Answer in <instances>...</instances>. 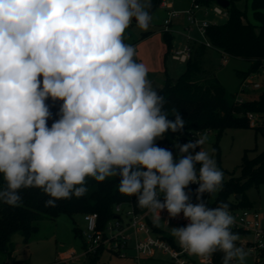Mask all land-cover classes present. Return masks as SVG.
Returning a JSON list of instances; mask_svg holds the SVG:
<instances>
[{"label":"clouds","instance_id":"clouds-1","mask_svg":"<svg viewBox=\"0 0 264 264\" xmlns=\"http://www.w3.org/2000/svg\"><path fill=\"white\" fill-rule=\"evenodd\" d=\"M150 7L151 0H0V202L19 207V190L35 187L50 197L45 207H56L83 196L86 177H119V192L136 196L157 221L162 210L183 213L188 225L172 232L190 255L220 251L222 264H246L229 205L200 200L223 187V172L203 148L207 134L175 145L178 159L154 143L185 120L177 109L167 119L165 98L123 41L133 21L149 29ZM49 97L63 101L51 127ZM190 183L199 184L195 205L184 191Z\"/></svg>","mask_w":264,"mask_h":264},{"label":"trees","instance_id":"trees-1","mask_svg":"<svg viewBox=\"0 0 264 264\" xmlns=\"http://www.w3.org/2000/svg\"><path fill=\"white\" fill-rule=\"evenodd\" d=\"M162 1L151 0V7L148 9L150 15L157 11ZM211 1L213 0H196L201 6L209 5ZM240 1L229 0L226 22L210 24L205 38L210 46L220 51L224 57L243 59L250 63L248 71L237 72L239 78L244 81L249 76L260 74L264 70V0L251 1L255 22L248 19L247 9L238 6ZM163 38L167 45V56H169L173 48V34L166 32ZM191 47L193 55L186 63L184 72L176 79L166 75L163 86L158 91V94L166 100L164 110L169 115L167 119L174 121L172 109H177L181 118L185 120V127L175 133L171 130L167 131L163 138L156 139L154 143L158 147L170 150L174 158L178 159L179 153L175 145L181 144L187 133L214 131L217 133L214 152L219 159L220 136L229 128L250 127L248 114L259 117L261 121L251 127L259 131L264 130V94L258 99L230 103L225 87L213 72L205 68L202 55L206 45L197 47L191 45ZM58 119L59 116L49 118L47 125L51 127L52 123ZM222 172L223 187L217 191L213 208L224 202L232 210L246 209L251 206L246 199V191L264 183V151L254 158L245 154L238 178H234L228 171L222 170ZM84 186L96 187V189L90 195L85 193L79 198L72 195L71 198L57 200L56 207H45V202L50 197L42 189L35 187L19 190L22 197V205L19 207L0 202V254L6 255L7 264H22L14 254L13 236L20 233L24 243L28 245L41 221H56L62 214L73 216L97 213L99 229L104 230L108 223L121 217L115 213V206L118 204H130L136 212L146 210L137 206L136 196H127L119 192V177H109L103 182L86 177ZM4 187L5 181L0 174V189ZM239 195L242 196L241 200L237 198ZM150 226L160 235L165 234L160 226L151 222ZM231 231L238 235H247L243 231ZM101 251L102 248L90 257H97ZM212 255L214 264H222V252L217 251Z\"/></svg>","mask_w":264,"mask_h":264},{"label":"rangeland","instance_id":"rangeland-1","mask_svg":"<svg viewBox=\"0 0 264 264\" xmlns=\"http://www.w3.org/2000/svg\"><path fill=\"white\" fill-rule=\"evenodd\" d=\"M173 2L174 10L180 13V16L173 20L174 26L171 27L173 34V45L181 48L187 44L197 41L199 44H206V38L200 31L197 25H192L191 22L185 16V11L192 7V0H168ZM252 0H241L238 6L242 9H247L248 19L251 22H255L252 10ZM215 0L211 1L209 5L201 6V10L198 13L197 18H205L202 14L208 11L209 16L206 17L210 24L224 23L227 18L215 16L213 9L216 7ZM212 12V13H211ZM150 27L147 31L141 30L137 27L133 21L129 28L125 30L123 34V41L128 45L134 46L140 40L152 31H156L163 37L164 27L159 23L165 19V13L159 8L153 14ZM200 18V19H201ZM205 18V19H206ZM154 43L155 40L149 43ZM174 47V48H176ZM173 48V49H174ZM136 56H134L135 60ZM205 68L217 77L221 84L225 87L227 92V99L230 103L236 102L238 98L245 100H254L260 98L264 94V88H246L242 90L243 81L239 78L237 72H246L250 69V63L243 59L224 57L223 54L210 47L206 46L202 55ZM167 67L170 71V77L176 79L178 73L186 67V63H180L175 61L171 56L166 59ZM42 81V76L39 77ZM147 79L151 82L152 87L158 92L160 90L161 80L154 72H148ZM63 103V101H62ZM57 106L50 108V113L58 114ZM260 121V118L256 116L255 124ZM261 122V121H260ZM236 127L229 128L223 132L218 141L219 145V159L214 151V144L217 140V133L212 131L207 133L208 140L203 148L209 151L210 155L215 159L217 167L222 171H228L234 178H238L241 174V165L243 158L247 153L250 158H254L258 154L264 151V130L259 131L251 127ZM179 145H183L182 143ZM195 150H189L192 155L196 154ZM179 153V149L177 148ZM186 155V154H185ZM96 187L87 188V195H90ZM217 192L212 194H204L200 200L206 202V206L213 208V202L215 200ZM246 199L251 205L246 209H257L264 212V183L259 186H254L246 191ZM195 204L200 200L194 199ZM124 225L129 222V216L127 212L130 211V207L127 204H123ZM241 210V208L239 209ZM162 229L166 235L173 236L172 228L183 227L182 225H164L163 221H159ZM260 226L264 228V219H260ZM86 231V224L82 214H75L73 216L62 214L56 221H41L35 235L30 239L28 245L24 243L23 237L20 233H16L13 236V242L15 245V255L22 264H63L64 262H70V264H139L136 259L137 254L134 249L131 248L129 243L126 252V257H121L115 251L104 248L98 254L97 257L84 256V238L83 233ZM115 232L119 229L115 228ZM240 239L236 242L238 246H241L249 254L246 257V264H255L254 256L249 249L240 244V240L250 239L249 235H239ZM177 240V238H176ZM178 242V240H177ZM28 246V247H27ZM192 260L196 264H204L201 257L193 256ZM7 257L4 254H0V264H5ZM140 264H175L169 254L155 248L151 257L141 258ZM235 264V262H233Z\"/></svg>","mask_w":264,"mask_h":264},{"label":"built area","instance_id":"built-area-1","mask_svg":"<svg viewBox=\"0 0 264 264\" xmlns=\"http://www.w3.org/2000/svg\"><path fill=\"white\" fill-rule=\"evenodd\" d=\"M160 8L166 10V17L163 21L164 33L172 32V23L175 18H177L180 13L175 11L170 3L163 0L160 4ZM201 8V5L192 0V7L189 10H186L184 13L187 19L191 24L197 25L202 34H206V30L209 27L210 23L207 20H200L196 16V11ZM213 14L215 16L228 18V13L226 9L216 5L213 9ZM206 46L210 44L206 41ZM211 47V46H210ZM193 55V49L190 44H187L181 48H174L171 51L170 56L180 63H187ZM242 90L246 88H264V70L260 74H254L245 79L242 83ZM243 98H238L236 102L242 103ZM48 107L57 106L58 110L62 101L57 100L53 101L50 97L45 101ZM248 119L251 122V125H256L255 119L256 116L253 114H248ZM207 134L209 132H189L187 133L185 139L182 140V144L188 142H195V140L202 134ZM197 152L201 149L196 148ZM196 152V153H197ZM199 187L197 183H190L185 189V193L189 196V202L195 205V200L197 198L196 189ZM209 193H203L200 198ZM158 199L163 202V195L159 196ZM230 213L234 217V224L231 227V230H238L247 233L250 236V239L240 240V244L246 246L249 251L254 256L255 264H264V228L260 226V219H264V212L257 209H229ZM123 204H118L115 206V213L120 215V218H115L113 221L108 223L104 230L99 229L98 224V214L89 213L84 215V221L86 223V231L83 233L84 238V256H93L99 252L102 248H109L121 257H126V250L129 247V243L134 241V249L136 251V259L140 262L141 258L151 257L154 253V249L157 248L170 255L175 264H195V261L192 260V257L195 255H190L185 249H183L176 239L168 235H153L152 228L150 226V211L148 208L144 211L136 212L134 207L130 205V211L127 212L129 216V222L127 225H124V216H123ZM160 220H163L165 225H183L184 227L188 225L189 221L184 218L183 213H180L176 217H171L167 210H162L160 212ZM157 221L152 217L151 222ZM118 228L119 231L115 232L114 229ZM131 230V232L129 231ZM172 239V241H170ZM204 264H214L213 255L205 259L202 258ZM70 263V262H64Z\"/></svg>","mask_w":264,"mask_h":264},{"label":"crops","instance_id":"crops-1","mask_svg":"<svg viewBox=\"0 0 264 264\" xmlns=\"http://www.w3.org/2000/svg\"><path fill=\"white\" fill-rule=\"evenodd\" d=\"M165 1H167L168 3H170L172 5L173 9H174L173 2H170L168 0H165ZM159 9L162 10L165 13V17H166V10L163 9V8H160V7H159ZM200 10L201 9H199L198 11H196V16H198V13L200 12ZM209 13H208V11H206L202 15L206 18V17L209 16ZM200 18H198V19H200ZM205 18H201L200 20H207L209 22L208 18H206V19ZM159 24L162 26L163 25V22H160ZM214 24H216V23H214ZM172 26H174L173 23H172ZM152 40H155V42L154 43H152V42L149 43ZM190 45H194L195 47H197V46H200L202 44H199V43H197V41H194V42L190 43ZM133 47L135 48V56H136L135 61L137 63L144 64L146 66V68L148 69V72H154L157 75V77L160 78V80H161L160 89H161L162 86H163L164 80L166 78V75L171 76L170 75L169 68L167 67V64H166V59L170 55L167 56V45H166V43L164 41V38L160 34H157L156 31H152L148 36H146L144 39L140 40ZM174 47H176V46L173 45V48ZM173 48H172V50H173ZM176 48H178V47H176ZM184 70H185V68L178 73L177 77L179 75H181L184 72ZM53 107L54 106H51V107H49V109L50 108H53ZM56 109H57V111L59 113L58 107H56ZM58 116L59 115L55 111L54 113H51L50 118L51 117L57 118ZM127 205L130 207V204H127ZM152 217H154V214L153 213H150V218H151L150 219V222L152 220ZM83 219H84V215H83ZM159 221L160 220L155 221V222H151V223H154V224H156V225H158V226L161 227V225L158 224ZM161 221H163V220H161ZM124 222H125V219H124ZM164 225H165V223H164ZM129 231L131 232V230H129ZM152 234L156 236V235H159L160 233H157V232H155V231L152 230ZM171 237H173V236H171ZM173 238L176 239V237H173ZM131 242H133V245L131 244V248L134 249V241L132 240ZM84 247H85V244H84ZM134 251H135V249H134ZM135 253H136V251H135ZM5 264H7V262ZM139 264H140V262H139Z\"/></svg>","mask_w":264,"mask_h":264},{"label":"water","instance_id":"water-1","mask_svg":"<svg viewBox=\"0 0 264 264\" xmlns=\"http://www.w3.org/2000/svg\"><path fill=\"white\" fill-rule=\"evenodd\" d=\"M215 2H216L217 5H219L220 7L224 8V9H227L229 7V5H230L229 0H215ZM237 198L239 200H241L242 199V196L239 195V196H237Z\"/></svg>","mask_w":264,"mask_h":264}]
</instances>
